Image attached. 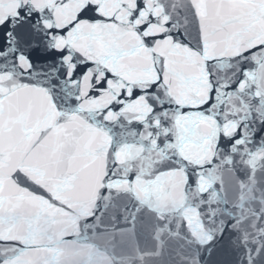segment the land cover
<instances>
[{
  "label": "snow or ice",
  "instance_id": "snow-or-ice-1",
  "mask_svg": "<svg viewBox=\"0 0 264 264\" xmlns=\"http://www.w3.org/2000/svg\"><path fill=\"white\" fill-rule=\"evenodd\" d=\"M0 264H264V0H0Z\"/></svg>",
  "mask_w": 264,
  "mask_h": 264
}]
</instances>
